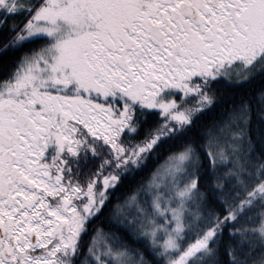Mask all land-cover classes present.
<instances>
[{
	"label": "snow or ice",
	"instance_id": "6c2138e0",
	"mask_svg": "<svg viewBox=\"0 0 264 264\" xmlns=\"http://www.w3.org/2000/svg\"><path fill=\"white\" fill-rule=\"evenodd\" d=\"M0 264H264V0H0Z\"/></svg>",
	"mask_w": 264,
	"mask_h": 264
}]
</instances>
